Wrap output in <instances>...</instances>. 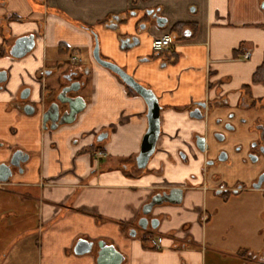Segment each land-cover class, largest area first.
I'll list each match as a JSON object with an SVG mask.
<instances>
[{
	"label": "crops",
	"instance_id": "0c3cea01",
	"mask_svg": "<svg viewBox=\"0 0 264 264\" xmlns=\"http://www.w3.org/2000/svg\"><path fill=\"white\" fill-rule=\"evenodd\" d=\"M176 24L187 26L173 40L174 49L153 52L152 41L172 37ZM25 36H33L32 50L12 58L14 41ZM95 41L100 57L150 89L161 108L156 150L145 170L136 168L135 159L147 107L92 60ZM0 48V73L7 75L0 89V163L15 151L27 155L23 172L8 186L24 189L30 199V192L37 195L41 264H96L95 247L82 256L73 253L80 239L113 246L121 264H240L235 254L247 246L228 241L230 236L223 240L227 226L199 220L208 191L195 137L212 144L215 120L229 112L243 114L248 123L264 120V110H246L264 104V85L252 81L264 61V0H38L36 7L32 0H0ZM236 51L247 57H236ZM73 55L87 59L85 73L76 70L85 107L72 123L43 129L47 103L69 84L71 67L63 65ZM44 70L52 72L43 77ZM25 105L34 108L32 115L23 113ZM199 105L211 108L204 120L190 116ZM171 188L182 190V203L155 207L157 228L139 230L142 208ZM209 227L217 236L212 250ZM154 237L160 250L150 242Z\"/></svg>",
	"mask_w": 264,
	"mask_h": 264
},
{
	"label": "flooded vegetation",
	"instance_id": "af4514ba",
	"mask_svg": "<svg viewBox=\"0 0 264 264\" xmlns=\"http://www.w3.org/2000/svg\"><path fill=\"white\" fill-rule=\"evenodd\" d=\"M171 38L175 40L173 36ZM153 41L151 43V48L153 52H161L165 50V49L155 50L153 48ZM95 44H97L96 41H95ZM173 49L174 48H170V50H173ZM98 54H99V50H98ZM66 55L63 54L64 57ZM242 57H244V55H242ZM92 60L94 61L93 55H92ZM102 60L106 61L104 59ZM68 61H69L71 69L66 74L65 78L69 80V84L63 87L62 89L60 87L56 95L53 97V100L50 102L47 101L48 102L47 107L43 111L42 116H41V123H42L43 114L48 112L51 105L53 104L58 105L59 114L57 118L55 119V121L48 120L45 124V127L42 124L43 129H51V127H53L54 129H57L58 127H60L61 124H63V121L67 118V114H68V106L66 104H61V100L66 101L67 99L71 100V99L78 98L77 92H68L66 94L62 93L65 88H68L71 85L76 84V83L79 84V89H80V86H81L80 76H82L80 72L85 73V70L81 69L82 60L80 57L76 55L69 56ZM106 62H109V61H106ZM61 67L62 65L60 63L59 66H57V68L55 69V73L57 75H61ZM76 70H79L80 72H77ZM51 72L52 71L44 70L42 72V76L44 77V73L48 74ZM4 74L7 78L6 73ZM119 81L122 82L120 79ZM3 84L0 85V89ZM122 84L124 87H127L123 82ZM25 92L28 93V90L27 89L23 90L21 94ZM21 94L19 97L20 101L22 102L26 101L27 98L24 100L21 99ZM136 96L138 95L136 94ZM25 107L32 108L34 112V108L31 107L30 105H25L23 109ZM239 108H242V107H239ZM246 110H250L252 111V113H257L260 110H264V104L260 105V104L254 103V104L248 105ZM240 111H243V109H241ZM32 114H26V115H32ZM210 114H211L210 107L199 105V107L195 108L190 113V116L198 120H204ZM214 126L216 127V129L210 132L212 144H210V142L207 141V138L205 136L202 137V136L197 135L195 137V148L201 155L205 157L204 164H203V175L205 177L204 191L205 192L208 191L207 192V204H208L207 207L211 205V207L207 208V210L203 213L202 217H199V220H201V222H204L206 224H215L219 221V218H220L221 210L219 209V207H228L232 205L233 203L242 204V202L245 199L252 197V199L255 200V205H258L255 209V212L252 218L254 221H259L258 223H261L260 221L264 222V120L262 121L256 117L251 123H248V120L243 114H236L235 112H229L224 119L217 118L215 120ZM54 129H51V130H54ZM102 136H105V135H100L99 137H102ZM199 138L203 139V147H204L203 151H199V149L196 146L197 139ZM2 146H3L2 143H0V148ZM155 150H156V147H155ZM16 152H20L21 154L20 158L27 157V155H25L23 152L15 151L9 156V158L5 162L0 163V165L8 166L11 171V177L3 184L9 185V182L15 173L21 174L23 172V164L25 162L21 163L19 167H14L10 164L12 155ZM97 154L98 153H95L94 156L97 159H100L102 157V154L100 153L101 154L100 158L96 156ZM180 156L182 160L186 161L184 154L180 153ZM208 184L209 186H207ZM171 189H178V188H171ZM171 189H168L167 191L159 192L151 198L149 203H151L152 200L154 199L160 200L162 202L159 205H155L152 208V210L157 206H160L164 203H168L166 202V199H167V196L171 197L169 195V191ZM147 220L148 221L156 220V218H151V213H150L147 216ZM230 223L231 222H229L227 225V229H226L227 232L225 233L224 231L223 234L221 235L223 240H226L228 238V234L230 233L232 234L233 232L231 229L232 224ZM137 228L139 229L138 223H137ZM255 231L257 232V235H256L257 238H261L263 234V230L255 228ZM152 239L153 238H151V240ZM262 240H263V243L261 241V247L256 251H251L247 248L238 249L235 255L238 257L237 259H239L240 264H264V239ZM93 247H95L98 250L97 243L95 245L93 243ZM218 252H221V251H218Z\"/></svg>",
	"mask_w": 264,
	"mask_h": 264
},
{
	"label": "rangeland",
	"instance_id": "374dc122",
	"mask_svg": "<svg viewBox=\"0 0 264 264\" xmlns=\"http://www.w3.org/2000/svg\"><path fill=\"white\" fill-rule=\"evenodd\" d=\"M37 2L38 0H32L34 7H36ZM81 60L83 65L87 64L85 57H81ZM63 66L68 68L70 64L66 61ZM54 75L56 76V74ZM115 78L117 77L115 76ZM77 95L82 100L86 98L84 89H79ZM30 194H32L33 199L37 196L36 193L30 192ZM33 199L25 195L24 189L13 188L8 184L0 183V264H41L42 227L38 222L36 202ZM257 206L255 200L250 197L245 199L242 204L233 203L228 207H219L221 211L217 224L224 227L229 222L232 224L233 232L228 234V237L230 236L228 241L232 239L240 244H245L244 246L250 248L251 251L258 250L261 241L263 243L262 239H264V222L258 223L259 221H254L252 218ZM210 207L211 205L208 206V208ZM255 228L263 230L261 238H256L253 235L252 230L254 231ZM206 236L209 240L207 248L212 250L213 247L209 244H211V240L217 237L215 229L211 230L209 227ZM250 246L257 247L255 249V247Z\"/></svg>",
	"mask_w": 264,
	"mask_h": 264
},
{
	"label": "water",
	"instance_id": "95a60500",
	"mask_svg": "<svg viewBox=\"0 0 264 264\" xmlns=\"http://www.w3.org/2000/svg\"><path fill=\"white\" fill-rule=\"evenodd\" d=\"M161 19H156V23H159ZM159 25V24H158ZM34 46L33 36L20 37L14 41L13 46L9 51V55L14 59H21L26 56ZM93 59L94 61L104 69H107L114 75H116L128 88L134 91L141 99L144 101L147 107V130L142 138L140 151L135 159L136 168L138 170H145L150 158L155 152L156 143L160 134V111L161 108L158 104L157 98L152 93V91L146 89L138 82H136L132 77L126 74L121 68L116 65L103 61L98 54V47L95 44L93 49ZM6 80L5 74L0 73V85L3 84ZM79 90V84H73L68 88L63 90V94L68 92H77ZM28 93H22L21 99L24 100L27 98ZM61 104H66L68 106L67 118L63 121V124L72 123L76 116L81 113L85 107V103L81 98L67 99L66 101L61 100ZM25 114H32L33 109L30 107H25L23 109ZM59 114L58 105H51L48 112L43 114L42 124L45 127V124L48 120L55 121ZM51 129H54L51 127ZM105 139V136L99 137L98 142ZM196 146L199 151H203V139H197ZM20 152H16L12 155L11 165L14 167H19L21 163L27 161V157L20 158ZM21 172V171H19ZM11 177V171L8 166L0 165V182L5 183ZM169 196H167L166 202L179 205L182 202V190L180 189H171L169 191ZM162 202L160 200L154 199L151 203L145 205L142 208V217L138 221V227L141 231L145 232L150 228L154 231L158 226L157 220H147V216L151 213L152 208L155 205H159ZM135 231L130 233L131 236H134ZM93 243L88 242L84 239L78 240L73 248V253L77 256H82L88 254L92 251ZM97 258L96 264H121L123 258L121 254L111 245H107L103 241L97 242Z\"/></svg>",
	"mask_w": 264,
	"mask_h": 264
},
{
	"label": "trees",
	"instance_id": "16d2710c",
	"mask_svg": "<svg viewBox=\"0 0 264 264\" xmlns=\"http://www.w3.org/2000/svg\"><path fill=\"white\" fill-rule=\"evenodd\" d=\"M186 26L187 25H185V24H176V25H174L171 28L170 33L175 38V40H177L178 37H181L182 36V33H183L184 29L186 28ZM2 54H4V52H3V49L0 48V56ZM66 54H67V51L65 50L64 55H66ZM242 55H244V54L243 53H240L239 54L238 51L235 52V56L236 57H239V56H242ZM252 81L255 84H262V85H264V61L261 64V66H259L256 69L255 73L253 74ZM125 88L127 89L128 95H135L136 96V94L131 89H129L127 87H125ZM145 234H147V233H145Z\"/></svg>",
	"mask_w": 264,
	"mask_h": 264
},
{
	"label": "built area",
	"instance_id": "2783aa9c",
	"mask_svg": "<svg viewBox=\"0 0 264 264\" xmlns=\"http://www.w3.org/2000/svg\"><path fill=\"white\" fill-rule=\"evenodd\" d=\"M174 47H175V42L173 41V39L171 38L170 35H164L162 37L156 38L153 41V48L155 50L170 49V48H174ZM244 57H247V55L244 54ZM96 156L98 158H100L101 154L98 153ZM150 242L153 245L154 249H158V250L161 249V240H160V238L155 237Z\"/></svg>",
	"mask_w": 264,
	"mask_h": 264
}]
</instances>
